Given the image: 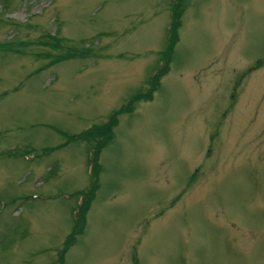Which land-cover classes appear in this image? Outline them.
I'll return each instance as SVG.
<instances>
[{"label":"rangeland","instance_id":"374dc122","mask_svg":"<svg viewBox=\"0 0 264 264\" xmlns=\"http://www.w3.org/2000/svg\"><path fill=\"white\" fill-rule=\"evenodd\" d=\"M0 43V264H264V0H0Z\"/></svg>","mask_w":264,"mask_h":264},{"label":"trees","instance_id":"16d2710c","mask_svg":"<svg viewBox=\"0 0 264 264\" xmlns=\"http://www.w3.org/2000/svg\"><path fill=\"white\" fill-rule=\"evenodd\" d=\"M179 10H175L173 15H172V20H171V24H170V28L168 29L169 33H168V44H167V48L165 49V51L163 52V55L167 58L170 56L171 52H172V48L174 46V44L176 43V31L179 25L178 19H179ZM57 34L54 33V35L51 36H44L45 38L48 37L49 40L46 41H42V38H40L38 41L40 44L45 45L47 47H49V51L47 52H43V57L44 58H50L53 57L52 61L54 63L69 57L70 55L73 56H85L88 55V51L87 54L85 53L86 51H81V52H77V51H73L71 48H66L65 50V54H58L63 45H62V38L60 37H56ZM42 41V42H41ZM44 42V43H43ZM8 44L7 43H0V50L3 51H7L8 50ZM66 47V46H64ZM63 47V48H64ZM68 47V46H67ZM57 53L56 58L55 55H51V52ZM167 64L165 63L163 65V68L160 69L158 75L154 76L153 78V84L151 85V89L155 88L157 80H158V76H162L166 71H167ZM151 89L150 91H148L145 95H138L135 96V98H133L132 101H146L149 100L151 98ZM132 102H129L127 107L124 108V110L130 109ZM115 125V114L112 115L106 122H104V124L100 127L95 126V127H90L86 130H84L83 132H81L78 135L75 136H70L69 140H80V141H85L88 144H92L93 148H92V154L88 159V165H89V170H90V174L95 173L97 171L98 168V155H99V150L101 149V147H103L106 143L111 141V129L112 127ZM95 186H92L91 189L89 191H87L84 194H81L83 199L77 209V213H74V229L71 232V234L67 237V240L65 241L66 247L63 250V253L66 252L67 247H69L70 244H72V241L74 239V237L76 235H79L83 229V225H84V216L87 212V208H88V203L91 197V194L93 192V188Z\"/></svg>","mask_w":264,"mask_h":264}]
</instances>
